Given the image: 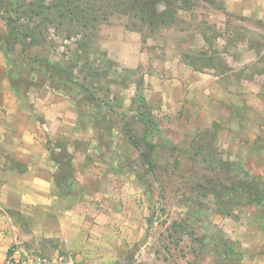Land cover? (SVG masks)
Returning a JSON list of instances; mask_svg holds the SVG:
<instances>
[{
	"label": "rangeland",
	"instance_id": "rangeland-1",
	"mask_svg": "<svg viewBox=\"0 0 264 264\" xmlns=\"http://www.w3.org/2000/svg\"><path fill=\"white\" fill-rule=\"evenodd\" d=\"M208 1L182 0L178 21L152 28L131 0H0V49L20 98L16 130L43 131L57 181L76 195L69 200L85 193L99 199L105 177L130 183L138 230L110 264H245L235 227L261 209L246 194L264 185V38L252 32L248 45L263 53L234 68L209 22ZM149 3L165 8L161 0ZM124 25L129 65L112 56L109 39ZM189 72L197 83L192 99L164 111L160 88L167 81V91L188 94ZM215 76L224 83L217 103L209 91ZM142 96L157 122L146 139L137 111ZM48 108L56 122L49 124ZM50 130L71 134L56 138ZM17 158L5 156L1 168H21ZM10 211L22 245L42 253L60 245Z\"/></svg>",
	"mask_w": 264,
	"mask_h": 264
},
{
	"label": "crops",
	"instance_id": "crops-1",
	"mask_svg": "<svg viewBox=\"0 0 264 264\" xmlns=\"http://www.w3.org/2000/svg\"><path fill=\"white\" fill-rule=\"evenodd\" d=\"M207 7L211 10L209 22L222 33L219 38L225 42V54L232 57L234 68L245 67L263 53L259 49H252L248 39L252 38V32L254 37L264 38V0H213L212 4L208 1ZM127 31L124 25L118 33L114 31L109 37L116 44L113 45L112 56L124 65L130 63V39L129 36L125 37ZM230 36L239 42L229 43L226 38ZM137 46L141 45L137 44L135 48ZM250 53L254 56L247 59ZM184 78L190 83L188 94L185 91L179 97V92L167 91V81L160 88L157 98L164 111L172 107L177 110L182 104H187L188 99H192L197 83L193 81L191 72ZM217 79L219 76H215L213 84L209 86L216 103L224 89V83ZM245 84L246 80L239 82L240 86ZM18 99L9 81L5 56L0 49L1 159L10 157L12 152H17V159H22V167L16 169L11 166L2 169L0 159V182L2 180L3 185L0 189V264H6L9 248L16 242H22L19 224L10 209H17L16 213L24 216L33 230H38L41 235L60 240L59 246H50L45 253H71L76 264H110L117 261L130 246V232L133 235L138 230L137 214L130 220L133 213H130L129 181L118 176L105 177L108 188L104 187L100 194H96L99 199H94L92 193H85L82 198H77L78 201L76 198L69 200V197L76 195L65 194L64 187L58 183V166L49 156L46 143L42 141L45 136L42 135L43 131L16 130L17 117L20 115ZM44 112L50 120L49 124L57 121L49 118V114L52 115L51 108L44 109ZM173 113L177 114V111ZM32 124L35 126V122ZM72 133L80 132L74 130ZM50 134L57 138L71 133L69 130H50ZM12 175L16 177L15 180ZM100 179L104 178L100 176ZM251 220H243V224L235 227L238 248L244 252L245 264H264V209L261 208L258 217Z\"/></svg>",
	"mask_w": 264,
	"mask_h": 264
},
{
	"label": "trees",
	"instance_id": "trees-1",
	"mask_svg": "<svg viewBox=\"0 0 264 264\" xmlns=\"http://www.w3.org/2000/svg\"><path fill=\"white\" fill-rule=\"evenodd\" d=\"M132 6H137L139 4L140 9L139 13H141V17L143 21L145 22L147 19V25L151 26L152 28L157 27L159 25H167L171 24L177 21L176 14L180 10V8L184 7V3H182V0H161L165 2V8L164 10L159 11L156 3L155 7L151 6L149 3V0H131ZM82 10H84V7H82ZM139 119L142 122L144 126L142 138L146 139L149 137L154 130L157 128V122L153 117V114L147 104V101L142 96L138 100V107H137ZM245 175H248V173L245 172L244 168H242ZM248 182L252 183L250 180ZM59 183V181H58ZM256 183V182H255ZM254 188V189H253ZM249 187L247 189L246 196L248 199L253 200L252 202L257 204L260 208L264 209V185L256 184L254 187ZM253 189V190H252ZM250 191V192H249ZM255 191V192H254ZM256 193V194H254ZM230 248L228 249V251Z\"/></svg>",
	"mask_w": 264,
	"mask_h": 264
},
{
	"label": "built area",
	"instance_id": "built-area-1",
	"mask_svg": "<svg viewBox=\"0 0 264 264\" xmlns=\"http://www.w3.org/2000/svg\"><path fill=\"white\" fill-rule=\"evenodd\" d=\"M6 264H76V260L71 253H42L16 242L7 252Z\"/></svg>",
	"mask_w": 264,
	"mask_h": 264
}]
</instances>
